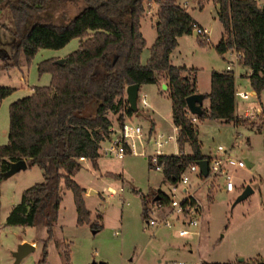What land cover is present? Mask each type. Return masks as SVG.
I'll return each mask as SVG.
<instances>
[{
	"label": "trees",
	"instance_id": "obj_1",
	"mask_svg": "<svg viewBox=\"0 0 264 264\" xmlns=\"http://www.w3.org/2000/svg\"><path fill=\"white\" fill-rule=\"evenodd\" d=\"M52 1L0 0L2 14H9L12 20L10 24L0 20V25L17 37L11 44L0 46V68L18 65L22 53L31 62L41 47L59 49L73 38H80L79 46L66 56L65 62L59 63L57 58L50 57L39 63V72H49L51 81L35 85L31 94L11 102L8 141L0 144V223L2 182L11 163L26 159L30 166L38 165L43 170L42 181L23 191L21 200L7 217L10 225L46 228L47 237L42 239L37 264L46 263L48 245L55 236L63 200L62 182L73 191L77 223H90L94 232L103 228L99 221L92 222V211L85 200L86 189L73 176L82 167L81 157L90 159L98 167L100 144L117 131L111 114L117 115L120 128L136 113L127 98L129 84L160 83L163 78L167 81L172 118L179 131V148L183 149L186 144L192 148L190 153L159 156L164 166V180L171 183L178 182L190 165L209 157L202 151L199 125L188 114L190 95L202 94L210 99L209 107H204L202 101L200 112L195 113L200 120L220 119L236 126H249L264 136V108L259 124L237 114L234 70L213 69L211 90L202 93L197 82L198 69L172 63L171 53L178 45V37L192 33L198 25L180 0H84L86 6L66 24L34 20ZM146 1L158 4L157 37L150 56L142 63L147 44L141 30ZM206 1L197 0L201 8ZM212 1L217 5L225 30L215 46L217 51L224 54L235 49L244 55L241 63L252 68L251 85L260 95L264 90V3ZM13 91L11 86L0 85V102ZM94 100L98 101L95 113L85 115L84 108ZM148 159L149 166L153 167ZM153 195L152 202H169V196L161 189ZM149 207V202L143 201L145 217ZM62 256V264H73L70 248ZM258 264H264V260Z\"/></svg>",
	"mask_w": 264,
	"mask_h": 264
},
{
	"label": "rangeland",
	"instance_id": "obj_2",
	"mask_svg": "<svg viewBox=\"0 0 264 264\" xmlns=\"http://www.w3.org/2000/svg\"><path fill=\"white\" fill-rule=\"evenodd\" d=\"M68 0H53L52 7L63 10L62 15L48 19L57 24H66L83 7L84 0L73 3ZM73 1V0H72ZM184 0H180L182 3ZM261 2L262 0H258ZM187 10L197 19L211 28L209 42L192 34H184L179 39L178 57L176 60L188 65L198 67L201 80L206 84L210 70L214 67L223 69L226 67L224 55L220 54L213 43L221 36L223 25L217 16L212 0L205 2L204 7L198 5L197 0L189 2ZM158 4L146 1V13L141 20V30L147 39V44L142 52V63L150 56L151 47L157 37L156 24ZM55 19V20H54ZM0 20L8 24L12 23L9 14H2ZM7 32L10 29L0 27V41L11 44L12 38ZM196 39V44L191 40ZM75 42V43H74ZM67 45L65 51L72 52L78 47L76 41ZM3 44V45H4ZM230 51V50H229ZM64 48H39L31 62L21 65L26 80H19V74L12 76L15 89L4 97L0 106L3 114L0 118V140L7 143L10 116L9 106L11 102L29 94V88L34 84H48L51 74L40 73L39 63L49 57L63 54ZM21 56L25 55L22 53ZM19 67V66H17ZM6 76L8 73L6 72ZM144 92V91H143ZM149 100L151 98L149 97ZM97 100L92 101L84 108L85 115L95 113ZM139 105L142 106L139 102ZM113 117L114 115L111 114ZM164 130L174 133V125L169 121L167 114ZM252 122L260 123V116L250 117ZM143 128V139L136 140V152H128L124 158L114 155H102V170L93 165L81 168L75 178L81 184L89 187L92 185L101 193L88 195L85 200L88 208L94 214H100L99 222L103 228L94 232L90 223H77V211L73 191H66L59 211V218L55 225L54 239L48 245L49 254L45 264H62L63 252L71 248V260L74 264H91L96 261H106L107 264H166L171 259H203L206 262L221 264H258L264 260V138L261 133L251 131L247 127L239 126L240 134L235 139L236 128L232 123H221L219 119L207 118L200 122V133L203 139V151L214 153L220 144L227 148H233L236 156L245 158L253 163L247 168L236 171V181L241 184H250L253 192L243 200L236 202L241 193L239 188L227 192L224 188L210 189L207 198V186L211 180L204 182L203 193L200 198L204 208V224L200 238H194L188 242L187 238L180 236L177 226L173 228L148 226L147 217L143 215V201L152 206L154 193L160 188L171 192V187L163 181L162 170L149 166L148 155L155 152L156 146L152 145L149 134L151 120L137 117ZM130 122V121H128ZM131 124H135L130 122ZM140 125V124H139ZM257 127V126H256ZM168 134V133H167ZM2 136V138H1ZM250 136L251 142H247ZM152 139V138H151ZM153 140V139H152ZM253 147V150L251 149ZM179 152L177 140H171L163 147V153L172 154ZM107 169L119 172V176L105 174ZM196 180L199 177L193 174ZM239 177V179H238ZM42 170L38 165H32L5 177L2 182V210L0 223V264H14V251L27 240L34 239L37 248L26 255L19 264H37L42 253V239L47 237L45 227L10 225L6 223V217L11 205L18 202L23 189L36 182L42 181ZM109 184L122 190L110 195ZM238 187V185H237ZM245 187V186H244ZM99 215V216H100ZM181 246V248H179ZM192 249V252L189 249ZM243 258V261H239Z\"/></svg>",
	"mask_w": 264,
	"mask_h": 264
},
{
	"label": "built area",
	"instance_id": "obj_3",
	"mask_svg": "<svg viewBox=\"0 0 264 264\" xmlns=\"http://www.w3.org/2000/svg\"><path fill=\"white\" fill-rule=\"evenodd\" d=\"M197 35H205L207 28L195 26ZM192 44L196 43V39L191 40ZM235 59L228 64L230 70L241 65L243 54L235 49ZM235 72V71H234ZM252 72V69H251ZM249 72V75L251 74ZM237 94L240 97L248 98L249 92L239 90ZM140 96H138L139 98ZM141 101L144 105L148 104L146 95H142ZM139 107V105H138ZM188 114L192 121L197 123L198 116L188 109ZM249 114H247L248 116ZM249 117V116H248ZM143 128L138 124H131L126 121L120 127L113 137L105 142H102L99 147L100 155H114L119 158H124L129 150L136 152V140H142ZM179 131L174 133L157 134L154 137L156 146L155 152L150 155V160L153 167L163 171V164L160 163L159 156L163 153V146L171 140H177ZM85 157H81L84 159ZM208 159V174L204 175L199 163L190 165L182 174L178 182L172 185V194L169 196L168 203L153 202L149 207L147 224L148 226L159 229L161 227L173 228L177 226V231L180 236L198 237L201 234V222L204 214V208L201 200L198 197V190L202 187L206 180H211L208 189L218 184L223 185V188L228 191H234L237 188L236 171L240 168H247L248 161L245 158L236 156L232 148H227L220 144L217 152L209 155ZM193 174H197L199 180L195 179ZM166 264H208L205 260L199 258L194 260L186 259H171Z\"/></svg>",
	"mask_w": 264,
	"mask_h": 264
},
{
	"label": "crops",
	"instance_id": "obj_4",
	"mask_svg": "<svg viewBox=\"0 0 264 264\" xmlns=\"http://www.w3.org/2000/svg\"><path fill=\"white\" fill-rule=\"evenodd\" d=\"M72 2L74 5V2L76 1H79V0H68L67 2ZM190 1H193V0H184L182 3L183 5H185L187 8L189 6V2ZM258 3L260 5H262L264 3V0H262L261 2L258 1ZM205 5V4H204ZM215 5V10H216V13H217V16H218V12H217V5L214 3ZM3 10L0 9V16L2 15V12ZM64 13L63 10L59 9L58 7H52L51 6V3H49L47 5V7L43 8L42 10H40L37 14V16L35 17L34 20H43V21H49L48 19H53V18H56L57 15H62ZM193 18L197 21V24L198 26H202L204 28H207V33L205 35H197L196 33V30L194 29L193 30V34L196 36V37H201L202 38V44H204V41L206 42H209L210 40V33H211V28H209L207 25H205L202 21H200L199 19H197L192 13H190ZM55 20V19H54ZM55 22V21H53ZM0 27H2L0 25ZM22 30L24 29L23 27L21 28ZM12 38V41H14L17 37L14 36V34L12 32H7ZM192 33H184V34H192ZM225 33V30H224V27H223V30L221 31V36L220 38L218 39L217 42L213 43L214 46H216V44L220 41V39L222 38L223 34ZM182 34V35H184ZM181 35V36H182ZM178 37V45H179V39L180 37ZM76 41V44H80V38H73L69 43H67L64 47H62V49L64 48V53L63 54H58L56 56H54L55 58H57V60L59 58H63V57H66L70 52L68 51H65L67 45H69L70 43ZM75 43V42H74ZM4 44V42L0 41V46H2ZM196 44V43H195ZM178 45L176 46V48L172 51L171 53V61L172 63L176 64V65H186L188 67H196L194 65H188L186 63H181V62H178L176 60V58L178 57ZM50 58V57H49ZM224 58L226 60V67L223 68V69H218V70H224V69H229L227 66L229 63H232L233 60L235 59V54H234V50L231 49L230 51L227 52V54L224 55ZM148 59V58H147ZM27 61H26V58H24V56H21L20 57V62L18 65H12L10 67H1L0 68V85H6V86H11L15 89H18V85H15L13 79H12V76L13 75H16V73L19 74V80L23 81V80H26V77L25 75L23 74H20L18 69L22 70L23 71V67L21 65L25 64ZM19 66V67H17ZM198 69V67H196ZM213 69H217V68H212L210 70V73H209V78H207V81H206V84H204L201 80V72L199 73V71L197 70V82H198V87H199V90L200 92L202 93H208L210 90H211V72ZM236 70L232 69L235 71V74H236V103H237V106H236V111H237V114L241 117H246L247 114H249L248 116L249 117H253V116H257L261 114V112L263 111V108H264V90L262 91V93L260 95L257 94V92L254 90V88L252 87L251 85V81H250V75H249V72H251V67L249 66H246L244 64H241L239 66H237L235 68ZM6 72L8 73V76H6ZM50 81H51V78H50ZM50 83V82H49ZM48 83V84H49ZM167 84V81L163 78L161 80L160 83H145V84H142L140 85V90H139V98H138V105H139V102L142 106L139 105V108L142 110V114L141 115H138L137 113H134L133 115L129 116L127 118V121H130V122H133L135 124H140L141 125V121L137 120V117H144V118H147V119H150L151 120V126H150V130H149V134H146V136H150V140L152 141V145L155 146L154 144V137L157 136V134L159 133H162V134H169V132H166L164 130V127H165V121H167V114L169 115V121L171 123H173L174 125V131L175 130H178V128L176 127V125L174 124L173 122V118H172V99L170 97V94H169V87H168V84H167V88H164L163 87V84ZM35 85H45L44 84H34L32 85L29 90H31V92L29 94H31L34 90V86ZM239 90H243V91H247L249 92V97L248 98H243V97H240V95L237 94V91ZM144 91V92H143ZM28 95V94H26ZM142 95H146V98H147V101H148V104L144 105L141 101V97ZM25 96V95H23ZM22 96V97H23ZM149 97L151 98V100H149ZM20 98V97H19ZM2 102V101H1ZM0 102V103H1ZM210 105V99L209 98H204L203 99V106L204 107H209ZM2 106H0V118H1V115L3 114V110H2ZM144 113V114H143ZM111 118L113 119L114 121V129L115 130H118L119 129V126L117 124V121H116V118H117V115H114L113 117L111 116ZM220 120V119H219ZM202 120L199 119V121L197 122L198 125H199V130H200V122ZM221 123H232V122H224L222 120H220ZM234 125V127L236 128V132H235V139L239 136L240 134V129H239V126H236L234 123H232ZM244 127H247L248 129H250L251 131H254L256 133H261L263 135L262 132L258 131L256 128H251L249 126H244ZM117 131H115L116 133ZM9 133V131H8ZM144 136V134H143ZM200 137H201V140H202V146H203V139H202V136H201V133H200ZM2 138V136H1ZM153 140H152V139ZM264 138V136H263ZM143 139V138H142ZM7 140H8V134H7ZM264 141V140H263ZM247 142L250 143L251 142V138L250 136H248L247 138ZM0 144H3L2 143V139L0 140ZM165 146V145H164ZM163 146V147H164ZM263 147H264V143H263ZM253 150V147L251 148ZM192 150L191 146L189 144H186L185 147L183 149H180L179 148V152L177 153H181V152H186V153H190ZM202 151H203V148H202ZM232 151H233V148H232ZM128 152H131V150H129ZM217 152V151H216ZM216 152H210V153H206L205 151H203V153L207 156L209 155H213L215 154ZM234 153V151H233ZM153 153L149 154L148 155V158L150 157V155H152ZM165 154V153H164ZM235 154V153H234ZM102 155L98 158V169L99 170H102L104 167L102 165ZM247 160V159H246ZM249 161V160H248ZM81 162H82V167H85V166H88L90 165V167L93 165L92 164V161L88 158H84V159H81ZM28 163V162H27ZM253 163L251 162V165L252 166ZM249 166V164H248ZM30 167V165L28 164L27 168ZM26 168V169H27ZM105 169V168H104ZM23 170V169H22ZM42 170V169H41ZM21 171V170H20ZM105 174H109V175H116V176H119V172H115L110 170V169H107L106 172H104ZM77 172L75 173V175L73 176L75 178ZM42 175H43V170H42ZM197 176V174H196ZM76 179V178H75ZM239 179V177H238ZM163 181L164 182H167L168 186L171 187V192L169 194V192H167L166 190L160 188L161 190H163L168 196H170L172 194V185L173 183L169 182V181H166L164 180L163 178ZM237 182V181H236ZM237 189L239 188V186H242L239 191L242 192V190L245 188L244 186H246V184H239L237 182ZM85 189H86V192H85V195H86V198L88 195H91V194H96V193H101L100 191H98L97 188H94L92 185H90L89 187L85 186V185H82ZM218 187H221L223 188V185L219 186L218 184H216L215 186L211 187V189H215ZM67 188V187H66ZM26 189V188H25ZM23 189V191L25 190ZM204 189V183L202 185V187L200 188V190H203ZM119 190L121 191L122 188L120 187ZM118 188H116L114 185L112 184H109V192H110V195H115L119 192ZM200 190H198V197L199 199L201 200L200 196L203 194L200 192ZM22 191V193H23ZM209 191L210 189H208V186H207V192H206V195H207V198H208V195H209ZM65 190L62 189V195H63V199H64V194H65ZM228 192V191H227ZM3 194V193H2ZM22 196V194H21ZM155 199V198H154ZM21 200V197L19 199V201ZM18 201V202H19ZM63 201V200H62ZM156 201V200H155ZM16 202V203H18ZM202 202V201H201ZM15 202L11 205L9 211H8V214H7V217L12 209V207L16 204ZM62 204V202H61ZM203 204V203H202ZM76 206V204H75ZM61 208V206H60ZM76 208V207H75ZM91 211H92V222L93 221H99V215L100 214H94L93 210L91 208H89ZM77 211V209H76ZM78 215V214H77ZM7 217H6V223H7ZM203 224H204V214H203V218H202V222H201V226H200V229H201V234H202V230H203ZM200 234V235H201ZM187 238V241H190V240H193L194 238H197L199 239L200 236L198 237H186ZM23 240H27L28 242H31L33 243L36 248H37V245H36V242H38L36 240V238L34 239H23ZM25 242V241H23ZM179 248H181V246H179ZM71 250V248H70ZM189 251L192 252V249L190 248ZM174 259V258H173ZM22 261V260H21ZM20 261V262H21ZM208 263V262H207ZM74 264V263H73ZM107 264V262H106ZM210 264V263H208ZM213 264V263H212Z\"/></svg>",
	"mask_w": 264,
	"mask_h": 264
},
{
	"label": "water",
	"instance_id": "obj_5",
	"mask_svg": "<svg viewBox=\"0 0 264 264\" xmlns=\"http://www.w3.org/2000/svg\"><path fill=\"white\" fill-rule=\"evenodd\" d=\"M59 63H63L66 61V57L63 58H59L57 60ZM164 88H167V84H163ZM139 90H140V84L138 83H133V84H129L127 86V98L128 101L131 105V107L136 111V113L138 115L142 114V110L138 107V96H139ZM204 97L202 96V94H193L190 95L187 98V102H188V107L191 110V112L193 113H198L201 110V104L203 101ZM200 101L199 104H197V101ZM248 161V160H247ZM200 168L203 172L204 175L208 174V159H202L199 162ZM249 166L251 165V162L248 161ZM28 166V163L26 161V159H21L18 161H14L11 163L10 168L4 172V176L5 177H9L12 174L22 170V169H26ZM253 188L251 187L250 184H247L245 186V188L242 190V192L238 195L236 202L245 199L246 197H248L252 192H253ZM159 197V195H157L155 198L157 199ZM36 249V246L28 241L22 242L16 251H14V256H15V263L14 264H19L20 261L26 256L28 255L30 252L34 251ZM239 261H243V258H240ZM91 264H96V261H93ZM100 264H106V261H100Z\"/></svg>",
	"mask_w": 264,
	"mask_h": 264
}]
</instances>
